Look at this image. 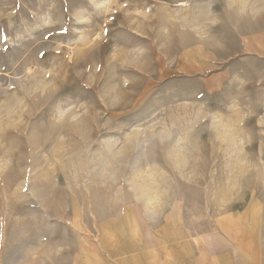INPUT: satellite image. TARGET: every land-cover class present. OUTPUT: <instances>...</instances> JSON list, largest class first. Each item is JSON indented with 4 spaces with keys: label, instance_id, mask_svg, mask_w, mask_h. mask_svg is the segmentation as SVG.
Listing matches in <instances>:
<instances>
[{
    "label": "rangeland",
    "instance_id": "rangeland-1",
    "mask_svg": "<svg viewBox=\"0 0 264 264\" xmlns=\"http://www.w3.org/2000/svg\"><path fill=\"white\" fill-rule=\"evenodd\" d=\"M194 3L0 0V264H106L100 249L118 218L127 220L121 231L133 229L131 218L153 227L175 217L196 230L247 207L255 236L264 218V0H228L243 17L221 15L219 0ZM157 11L167 21L155 26L151 73L129 70L121 82L133 102L153 88L195 100L152 120L154 102L107 119L99 105L90 112L84 99H95L97 77L117 72L105 53L116 41H146ZM79 33L99 47L87 63ZM54 58L69 67L62 89L38 70L30 89L13 90L17 74ZM117 117L145 123L102 135L120 130Z\"/></svg>",
    "mask_w": 264,
    "mask_h": 264
},
{
    "label": "crops",
    "instance_id": "crops-1",
    "mask_svg": "<svg viewBox=\"0 0 264 264\" xmlns=\"http://www.w3.org/2000/svg\"><path fill=\"white\" fill-rule=\"evenodd\" d=\"M246 209L204 218L196 230L175 217L153 227L144 218H131L133 229L121 231L127 220L118 218L100 256L106 264H264V218L253 236L246 230Z\"/></svg>",
    "mask_w": 264,
    "mask_h": 264
},
{
    "label": "clouds",
    "instance_id": "clouds-1",
    "mask_svg": "<svg viewBox=\"0 0 264 264\" xmlns=\"http://www.w3.org/2000/svg\"><path fill=\"white\" fill-rule=\"evenodd\" d=\"M221 15L225 12L230 13L234 16L243 17L247 15V10L241 5L228 3V0H219ZM171 8L172 5H169ZM194 7H199V0H195ZM155 20H149L146 24V31H149V37L146 41L136 43L133 45H124L119 41H116L114 46L110 47L105 53V59L109 68L115 67L117 72L115 74H110L107 76L97 77V83L91 88L95 90V99L89 98L84 99L89 104L90 112L95 111L96 105H99L101 109L104 110V119H107L109 114L119 111L126 105H133L129 112L125 113L124 116L133 110L144 107L149 103L154 102V107L152 109L151 115L147 120H152L163 115L164 109L171 106L172 104H180L184 102H192L195 97L192 95L180 96L178 98H171L159 95L160 89L153 88L146 95L138 98L135 102L131 99L132 87L131 84L125 87L122 84V77L127 76L129 70L137 72L141 76H148L151 73V66L153 62V38H156L157 33L155 31V26L158 24L164 26L167 21V14L163 11H157L155 14ZM48 24H54L56 21L53 19L46 20ZM135 38V36H133ZM65 44V42H59L57 46ZM77 47L80 48L78 59L79 62L83 61L87 63L89 60H94L97 54L100 52L99 47L89 46L86 38H81L80 33L77 36ZM63 48L61 49V52ZM60 52V54H61ZM60 54L58 56H60ZM43 55V54H41ZM135 59L136 64L131 65L130 59ZM59 68L60 72L57 74L54 70ZM38 70H43L40 72L41 77H43V72H47V81L51 82L55 78V84L52 85L53 90H60L67 83V76L69 72V67L65 63L64 59L57 60L53 59V62L48 66L44 65H32L28 66L22 73L17 74L19 81L15 82L13 90L24 88L30 89L32 84V75ZM119 83V89L117 90V85ZM162 87V85H161ZM159 95V98L157 96ZM163 101V102H160ZM116 122L122 125L119 131L111 132L109 130H104L102 135H123L133 128H136L145 122L130 124L127 121L117 117Z\"/></svg>",
    "mask_w": 264,
    "mask_h": 264
},
{
    "label": "bare ground",
    "instance_id": "bare-ground-1",
    "mask_svg": "<svg viewBox=\"0 0 264 264\" xmlns=\"http://www.w3.org/2000/svg\"><path fill=\"white\" fill-rule=\"evenodd\" d=\"M231 126H232V125L229 124V126H228V130H227V135H228V138H229V142H232V141H233L232 137H233V135H234L233 132H232L233 130L230 129ZM228 138H227V139H228ZM229 148L231 149V148H232V145H231V146L229 145ZM232 149H233V148H232ZM236 172H238V171H236ZM248 182H249V181H248ZM246 184H247V183H246Z\"/></svg>",
    "mask_w": 264,
    "mask_h": 264
},
{
    "label": "snow or ice",
    "instance_id": "snow-or-ice-1",
    "mask_svg": "<svg viewBox=\"0 0 264 264\" xmlns=\"http://www.w3.org/2000/svg\"><path fill=\"white\" fill-rule=\"evenodd\" d=\"M62 31H66V29H62ZM105 31H107V30H105Z\"/></svg>",
    "mask_w": 264,
    "mask_h": 264
}]
</instances>
